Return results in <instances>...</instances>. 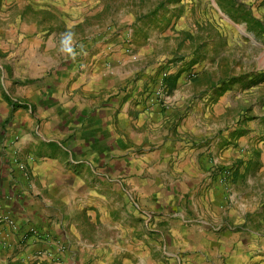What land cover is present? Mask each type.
<instances>
[{
	"label": "rangeland",
	"instance_id": "374dc122",
	"mask_svg": "<svg viewBox=\"0 0 264 264\" xmlns=\"http://www.w3.org/2000/svg\"><path fill=\"white\" fill-rule=\"evenodd\" d=\"M108 41L128 61L112 65L128 73L117 91L142 85L145 109L173 120L165 154L184 152L188 167H148L132 199L111 191V214L90 232L111 238L103 247L28 260L264 264V0H0V113L7 96L41 105L36 83L63 82L64 66L90 63ZM165 75L169 109L148 104Z\"/></svg>",
	"mask_w": 264,
	"mask_h": 264
},
{
	"label": "crops",
	"instance_id": "0c3cea01",
	"mask_svg": "<svg viewBox=\"0 0 264 264\" xmlns=\"http://www.w3.org/2000/svg\"><path fill=\"white\" fill-rule=\"evenodd\" d=\"M94 53L78 69L64 66L68 77L63 82L36 83L43 90L41 105L28 99L34 106L17 109L6 128L10 109L4 112L1 106L0 264L48 263L29 261L41 247L32 230L75 249L103 247L111 238L97 241L90 232L98 217L111 214V191L132 199L138 190L131 187L134 179L144 187L152 177L154 170L145 172L148 167H188L184 152L165 154L173 149V120L158 109H145L144 95L136 96L142 85L131 93L117 91L128 73L112 65L125 69L128 61L111 55L109 41ZM121 182L126 189L111 190Z\"/></svg>",
	"mask_w": 264,
	"mask_h": 264
},
{
	"label": "built area",
	"instance_id": "2783aa9c",
	"mask_svg": "<svg viewBox=\"0 0 264 264\" xmlns=\"http://www.w3.org/2000/svg\"><path fill=\"white\" fill-rule=\"evenodd\" d=\"M166 79L163 78L160 82L159 88L154 91L152 95L149 96V105H156L160 108L169 109L171 104V94L170 88L164 82ZM1 222L4 221L3 218L0 219ZM32 235L41 243V247H38L31 255L35 259L43 260V259H51L52 258V251L56 249L59 252H64L68 246L67 242L60 239L52 238L49 235H43L38 230H32Z\"/></svg>",
	"mask_w": 264,
	"mask_h": 264
},
{
	"label": "trees",
	"instance_id": "16d2710c",
	"mask_svg": "<svg viewBox=\"0 0 264 264\" xmlns=\"http://www.w3.org/2000/svg\"><path fill=\"white\" fill-rule=\"evenodd\" d=\"M6 99H7L9 106H10V115H9V119L7 121H9L11 119L13 113L17 109H19V108H22V109L30 108V106L28 104L22 103L21 101H14L11 98H9L8 96L6 97Z\"/></svg>",
	"mask_w": 264,
	"mask_h": 264
}]
</instances>
